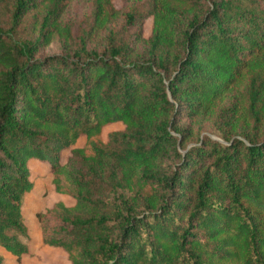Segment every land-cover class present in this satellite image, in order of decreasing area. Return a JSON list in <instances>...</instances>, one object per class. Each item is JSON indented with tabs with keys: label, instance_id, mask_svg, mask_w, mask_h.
<instances>
[{
	"label": "trees",
	"instance_id": "trees-1",
	"mask_svg": "<svg viewBox=\"0 0 264 264\" xmlns=\"http://www.w3.org/2000/svg\"><path fill=\"white\" fill-rule=\"evenodd\" d=\"M72 2L0 0V245L37 158L70 264H264V0Z\"/></svg>",
	"mask_w": 264,
	"mask_h": 264
},
{
	"label": "rangeland",
	"instance_id": "rangeland-1",
	"mask_svg": "<svg viewBox=\"0 0 264 264\" xmlns=\"http://www.w3.org/2000/svg\"><path fill=\"white\" fill-rule=\"evenodd\" d=\"M114 3L118 7L124 4L122 0H114ZM90 7V0H73L65 15L79 17L88 12ZM150 27L151 17L144 22L145 35L149 33ZM56 49L57 43L53 40L44 49V52H51ZM122 127L123 124L121 122L110 123L103 127L101 135L103 139H106L109 131ZM84 141L85 136H80L74 146H81ZM68 155L69 150L62 151V162H65ZM28 165L30 168V179L33 183L32 188L23 196V217L26 225V234L23 240L28 246V252L22 254L19 258L0 245L2 264H70L67 253L61 247L46 245L42 242L37 213L45 211L58 200L71 204L73 198L54 190L50 165L47 161L31 158L28 161Z\"/></svg>",
	"mask_w": 264,
	"mask_h": 264
}]
</instances>
